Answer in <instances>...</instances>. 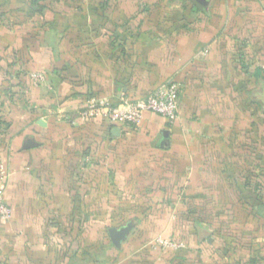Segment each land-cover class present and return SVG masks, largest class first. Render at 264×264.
<instances>
[{"label": "crops", "instance_id": "obj_1", "mask_svg": "<svg viewBox=\"0 0 264 264\" xmlns=\"http://www.w3.org/2000/svg\"><path fill=\"white\" fill-rule=\"evenodd\" d=\"M33 1L0 0V58L48 74L20 102L0 74V264H235L231 251L264 238V0H37L31 16ZM168 83L183 87L173 124L76 118L90 98ZM116 203L122 225H92ZM128 224L117 247L108 230ZM160 234L186 250L145 249Z\"/></svg>", "mask_w": 264, "mask_h": 264}, {"label": "built area", "instance_id": "obj_2", "mask_svg": "<svg viewBox=\"0 0 264 264\" xmlns=\"http://www.w3.org/2000/svg\"><path fill=\"white\" fill-rule=\"evenodd\" d=\"M31 78L36 84L46 82L43 74H31ZM181 89L182 86L177 83H168L158 88L146 99L130 101L126 97H122L116 104L109 99L91 98L76 109L75 115L76 118L84 121H89L93 118H104L111 123L120 124L126 128L138 124L144 112H152L167 118L168 122L173 124L178 119L177 108ZM62 115V118L68 119L71 113L65 111L62 112ZM8 178V172L0 164V224H5L12 218L11 210L5 202ZM158 245L164 248H180L183 246L162 238L155 242L154 247Z\"/></svg>", "mask_w": 264, "mask_h": 264}, {"label": "trees", "instance_id": "obj_3", "mask_svg": "<svg viewBox=\"0 0 264 264\" xmlns=\"http://www.w3.org/2000/svg\"><path fill=\"white\" fill-rule=\"evenodd\" d=\"M191 3L192 0H189ZM37 0H34L32 3V7L30 8V15L33 16L35 13H41L43 14L44 12V7L41 6H36ZM194 4V3H193ZM197 6V5H196ZM2 23L4 22V24L8 26L7 20L4 18V16H2ZM13 25V24H10ZM3 49H6L5 51H8V48H4L3 46H0ZM5 52V53H6ZM1 54H3V51H1ZM3 73V81L5 82H9L11 84L12 87H16L18 89L17 92H14L13 90H11L10 92L8 91V93L12 96V99L14 98L15 101H23L24 98H26V95L24 94V90L25 88L29 89L31 87L32 84H34V81L31 78V72L28 71V69L23 65V63L21 62V60L17 59H8L7 57L5 58V56H2L0 58V74ZM46 80H48V74L43 73ZM5 76V77H4ZM180 85V84H179ZM181 86V85H180ZM183 90V87L181 89V92ZM181 92L179 94V96L181 95ZM180 98V97H179ZM91 99V98H90ZM89 100V99H88ZM26 101V100H24ZM118 103V102H117ZM116 104V103H114ZM1 120H5L2 112H0V130H2L4 128V123ZM259 176V174H257ZM8 181V180H7ZM248 181V180H247ZM255 183V182H253ZM245 185H249V183L247 182ZM255 185H257V183H255ZM264 189V186H262V184L259 182V186H258V190H262ZM249 192L254 195L255 197L259 198V193L257 192V194L252 193L253 191L249 190ZM246 191V193H249ZM249 194V197H252V195ZM249 199H246V201H248ZM259 203V202H258ZM258 214L259 215H263L264 216V204L263 203H259L258 204ZM119 224H123L122 222H120ZM109 233V230H108ZM168 240L174 241L178 244H183L182 242H180L177 239L174 238H166ZM155 240L152 241L151 244H148L147 247L145 249H147L148 251H165V250H172L174 252H181L186 250V246L185 247H180V248H172V247H168V248H164L162 246H154L155 244ZM185 245V244H184ZM233 246V250L237 247L236 245H232ZM254 246V248H253ZM250 247V246H248ZM228 250V249H227ZM248 252H250L251 255H257L255 256V258L253 259L256 263L258 260H260V256L264 255V246L261 247V245L256 246L255 244H252V246L250 248H247ZM251 250H256V253H252ZM230 251V249L228 250ZM227 251V253H228ZM237 252V251H236ZM236 252L231 251L229 257L231 259H233V261L235 262V264H240L242 261L241 259L239 260V258L236 256ZM249 254V253H247ZM247 256V255H246ZM77 251H73L72 252V259L76 260L77 259ZM237 259V260H236ZM242 264V263H241ZM244 264V263H243Z\"/></svg>", "mask_w": 264, "mask_h": 264}, {"label": "rangeland", "instance_id": "obj_4", "mask_svg": "<svg viewBox=\"0 0 264 264\" xmlns=\"http://www.w3.org/2000/svg\"><path fill=\"white\" fill-rule=\"evenodd\" d=\"M58 114H60V113H58ZM263 177V176H262ZM261 177H259V179H260ZM263 192H264V189L262 190ZM126 204H121V203H116V204H113L112 205V207H111V209L113 210V211H111V209L110 208H108V207H106V206H101V208H96L95 210H94V212L96 213L95 215H93V222H92V225H94V226H96V227H99L98 229H100V227H103V228H106V226L107 225H112V226H114V225H117L118 226V224L121 222V219L119 220V218L121 217L120 215H121V209H122V206H125ZM105 210H108V212H109V214L110 215H113V218H112V220H111V218L107 215V214H105ZM160 238H162V239H165V240H168V239H166V238H168V237H165V236H163L162 234H160L156 239L154 238V240L155 241H157L158 239H160ZM254 244L256 245V246H258V245H261V247L262 246H264V238H262V239H259L258 241H256V242H254ZM183 245V244H182ZM154 247V246H153ZM181 247H184V245L183 246H181ZM156 248V247H155ZM253 248H254V246H253ZM154 252H156L155 250H154ZM164 252V251H163ZM251 252L252 253H256V250H251ZM247 253H249L250 254V252H248V250L246 249V248H240V249H238L237 250V253H236V256L239 258V260L241 259V257L243 256V255H247ZM241 255V256H240Z\"/></svg>", "mask_w": 264, "mask_h": 264}, {"label": "water", "instance_id": "obj_5", "mask_svg": "<svg viewBox=\"0 0 264 264\" xmlns=\"http://www.w3.org/2000/svg\"><path fill=\"white\" fill-rule=\"evenodd\" d=\"M192 2L197 5L198 7H204L206 8L207 5H208V0H192ZM117 132L116 134H119V129L116 128L115 129ZM119 136V135H117ZM132 229V225L131 224H128L127 226H124L122 228H112L109 230V233H110V237H111V240L112 242L117 246V247H120L121 246V243L123 241H125L128 237V234L130 233Z\"/></svg>", "mask_w": 264, "mask_h": 264}]
</instances>
